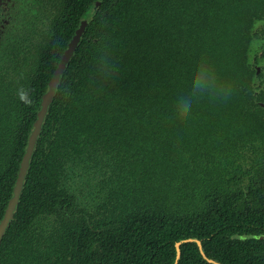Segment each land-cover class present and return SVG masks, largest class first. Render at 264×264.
I'll return each mask as SVG.
<instances>
[{"label":"trees","instance_id":"16d2710c","mask_svg":"<svg viewBox=\"0 0 264 264\" xmlns=\"http://www.w3.org/2000/svg\"><path fill=\"white\" fill-rule=\"evenodd\" d=\"M98 1L91 13L82 0L88 23L0 264H174L187 237L222 264H264V237L231 238L264 235V0ZM101 52L113 78L95 72ZM196 60L230 85L226 99L177 86V69ZM25 105L0 99V221L36 118ZM126 181L132 195L114 204ZM180 250L178 264H211L193 241Z\"/></svg>","mask_w":264,"mask_h":264},{"label":"flooded vegetation","instance_id":"af4514ba","mask_svg":"<svg viewBox=\"0 0 264 264\" xmlns=\"http://www.w3.org/2000/svg\"><path fill=\"white\" fill-rule=\"evenodd\" d=\"M97 2L88 0L85 10L94 13ZM82 3V0H0L1 101L16 106L21 98L26 107H34L38 112L71 34L82 19L88 23L87 18L81 17ZM68 30L72 31L67 36ZM261 66L256 65V69ZM65 70L57 89L61 85L60 90L64 88Z\"/></svg>","mask_w":264,"mask_h":264},{"label":"water","instance_id":"95a60500","mask_svg":"<svg viewBox=\"0 0 264 264\" xmlns=\"http://www.w3.org/2000/svg\"><path fill=\"white\" fill-rule=\"evenodd\" d=\"M99 5V1L94 5V9L97 8ZM87 20L82 19L78 25L75 28V31L71 35L66 47L64 48L59 61L48 81L46 91L42 95V101L40 108L36 114V118L34 120L32 129L28 135L27 142L25 145L24 153L22 155L19 170L16 176L15 184L13 187L12 195L9 198L8 205L6 207L4 216L2 217L0 221V239L2 238L4 232L6 231V228L8 226L9 221L13 218V214L16 210L17 204L19 202L22 189L24 186V181L26 178V174L30 165V161L33 155V151L37 142L38 135L40 134V131L42 129V124L44 122L45 116L48 113L50 104L53 101L54 95L56 93V89L59 83V80L64 72V70L67 67V64L69 60L71 59L72 55L74 54L77 45L80 42V39L83 35V32L86 28ZM261 67H259L256 71V75L260 72ZM255 82L259 84V80L256 77ZM263 234H250V233H234L231 235L232 239H248V238H256L260 239L263 238ZM195 242L198 250L200 252L201 257L206 260L208 263L211 264H222L221 262L208 257L205 254V251L202 247L201 240L196 237H187L182 238L175 242V258H174V264H178V260L181 255L180 245L186 242Z\"/></svg>","mask_w":264,"mask_h":264},{"label":"clouds","instance_id":"9594fccd","mask_svg":"<svg viewBox=\"0 0 264 264\" xmlns=\"http://www.w3.org/2000/svg\"><path fill=\"white\" fill-rule=\"evenodd\" d=\"M95 72L104 79L115 76L116 68L106 53L97 55ZM176 83L187 96L193 98L226 99L230 92V85L218 77L213 66L200 60L178 68Z\"/></svg>","mask_w":264,"mask_h":264},{"label":"rangeland","instance_id":"374dc122","mask_svg":"<svg viewBox=\"0 0 264 264\" xmlns=\"http://www.w3.org/2000/svg\"><path fill=\"white\" fill-rule=\"evenodd\" d=\"M78 179H80V182L81 183H85V180L86 179H83L82 177H79ZM133 187H134V184L132 182L126 181L125 186H124V188L122 190V193L120 194V196L117 197L119 199L118 200L117 199L116 200L115 199L113 200L114 204L115 203H119L120 201H125V198H124L125 195H128L129 194L131 196L132 195L131 188H133ZM99 216H101V218L104 217L103 215H99Z\"/></svg>","mask_w":264,"mask_h":264}]
</instances>
